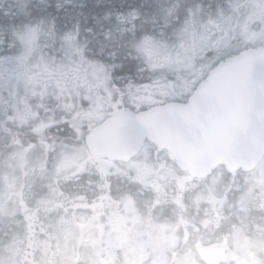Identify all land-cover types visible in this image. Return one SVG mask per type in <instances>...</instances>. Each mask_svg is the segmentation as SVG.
<instances>
[{"label":"flooded vegetation","instance_id":"obj_1","mask_svg":"<svg viewBox=\"0 0 264 264\" xmlns=\"http://www.w3.org/2000/svg\"><path fill=\"white\" fill-rule=\"evenodd\" d=\"M233 1L81 0V41L105 79L78 81L94 103L79 93L78 106L32 112L29 122L2 113V264H264V157L249 172L209 169L192 160L200 153L178 160L146 138L120 155L112 136L188 104L227 59L264 50V0ZM3 10L0 23L18 21ZM180 36L185 44L165 58L144 40ZM193 46L195 64L172 71L171 59ZM103 127L110 135L96 133Z\"/></svg>","mask_w":264,"mask_h":264},{"label":"rangeland","instance_id":"obj_2","mask_svg":"<svg viewBox=\"0 0 264 264\" xmlns=\"http://www.w3.org/2000/svg\"><path fill=\"white\" fill-rule=\"evenodd\" d=\"M32 1L0 0V12L3 8L6 13L18 18L15 22L0 23V117L4 113L8 120L15 118L29 122L32 112H46L45 108L48 112L63 113L66 108L78 106L79 101H84L83 96L78 99L81 96L79 93L93 97L87 94L88 88L79 91L78 81L82 79L89 86V82L105 79V73L98 72L103 62L88 55L81 41L78 27V19L83 16V6H78L81 0H58L60 5L66 6L60 18L72 19L66 23L60 21L59 24L50 23L48 16L53 17L52 12L49 9L39 12L37 4H31ZM239 1L233 2L238 4ZM22 6H26L27 11ZM221 16H226L225 10L215 18L221 20ZM200 28L201 24L196 22L195 30L200 31ZM144 40L151 53L165 58L177 46L185 44L186 37L180 36L178 43ZM195 47L171 59L168 64L172 71H184L195 64L197 58L189 53ZM137 52H140L139 46ZM139 54L140 59L147 61L145 48ZM197 54L201 52L197 50ZM148 65L151 69L155 67L152 63ZM95 99L89 101L94 103ZM4 139V134H0V141Z\"/></svg>","mask_w":264,"mask_h":264},{"label":"water","instance_id":"obj_3","mask_svg":"<svg viewBox=\"0 0 264 264\" xmlns=\"http://www.w3.org/2000/svg\"><path fill=\"white\" fill-rule=\"evenodd\" d=\"M161 113L156 118L143 116L144 125L136 119L133 127L113 131L116 152L131 154L148 138L178 160L184 154L200 153L192 160H204L210 169L220 165L252 170L264 157V50L226 60L188 104L168 106ZM106 132L105 127L96 131L110 135Z\"/></svg>","mask_w":264,"mask_h":264},{"label":"trees","instance_id":"obj_4","mask_svg":"<svg viewBox=\"0 0 264 264\" xmlns=\"http://www.w3.org/2000/svg\"><path fill=\"white\" fill-rule=\"evenodd\" d=\"M76 1V0H75ZM59 1L58 0H33L31 2V4L33 3V5H36V9H38L39 12H42L43 9H49V11L52 12V16H57V17H61V11L63 10V8H65L66 6L65 5H60L58 3ZM79 2V5L78 6H81V3L80 1ZM64 4H68V3H64ZM18 5V4H17ZM24 10H26V6H22ZM33 8V9H34ZM27 11V10H26ZM42 15V14H41ZM17 17V16H16ZM102 59H104L105 61L107 62H110L112 61V58H107V57H102ZM118 59H122V58H118Z\"/></svg>","mask_w":264,"mask_h":264}]
</instances>
